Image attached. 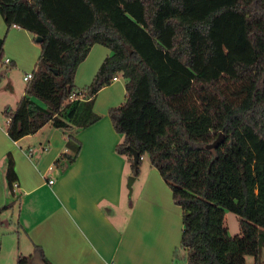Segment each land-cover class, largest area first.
Segmentation results:
<instances>
[{"label":"trees","instance_id":"trees-1","mask_svg":"<svg viewBox=\"0 0 264 264\" xmlns=\"http://www.w3.org/2000/svg\"><path fill=\"white\" fill-rule=\"evenodd\" d=\"M0 15L8 31L43 39L25 95L4 110L11 140L47 125L69 132L72 154L56 164H73L82 143L72 132L101 119L96 97L121 76L125 101L109 111L124 137L116 153L135 177L148 156L170 187L186 264H247L246 255L263 264L264 0H0ZM95 45L111 55L79 90L77 70ZM4 46L0 38V62ZM221 133L222 145L208 149ZM9 208H0V224ZM227 212L240 219L238 237L228 234ZM17 264L38 263L20 256Z\"/></svg>","mask_w":264,"mask_h":264},{"label":"crops","instance_id":"crops-1","mask_svg":"<svg viewBox=\"0 0 264 264\" xmlns=\"http://www.w3.org/2000/svg\"><path fill=\"white\" fill-rule=\"evenodd\" d=\"M0 38H5V60L26 83L17 88L11 79L7 85L19 101L27 86L24 77L34 72L41 48L28 31L16 26L8 31L1 15ZM110 55L105 46L92 48L77 70L79 90L91 84ZM123 80L119 76L98 93L94 111L101 119L72 132L82 149L70 165L65 160L56 164L63 154H72L69 132L47 125L13 141L0 115V208L8 205L4 213L18 220L15 246H32L28 256H35L40 247L52 264H174V252L181 246L182 209L157 169L149 163L135 177L128 159L115 150L123 137L115 131L109 111L125 101ZM130 178L134 197L127 194Z\"/></svg>","mask_w":264,"mask_h":264},{"label":"rangeland","instance_id":"rangeland-1","mask_svg":"<svg viewBox=\"0 0 264 264\" xmlns=\"http://www.w3.org/2000/svg\"><path fill=\"white\" fill-rule=\"evenodd\" d=\"M4 60L5 57H3V61L0 62V115L2 117L3 125L6 126L7 118L4 115V110L6 107L15 108L18 102V99L15 98V95L10 94L7 85H9V81L11 79L14 80L17 88H21L23 86L25 87L26 83L22 81V78L20 80V73H18L17 71L15 72L14 68L5 65ZM10 71H12V75L9 77V79H6L5 75L7 76L8 74H10ZM122 82L124 83L125 80H123ZM47 130L49 129H45V131H43L44 134H47ZM44 152H48V150ZM149 163L150 162L148 156H144L142 158V166L145 167ZM52 166L53 170H56L55 165L53 164ZM135 191L136 188L131 187L130 189L127 182V194L129 195V197H134L135 194L133 192ZM122 215L126 216V213H122ZM1 220L4 225L3 223L0 224V240L4 241L5 246H2L0 264H16V257H18L19 255H30L32 253V246H15L17 245V237L15 235V231L17 230L18 220L12 218V213H4ZM225 227L227 228L229 236L238 237L240 235L239 217L232 212H227L225 216ZM9 240H11L12 246L10 245V243H8ZM176 252L178 255L177 261H179L180 264H186V253L181 249V247L176 248L174 255ZM246 262L247 264H255V258L252 255H246Z\"/></svg>","mask_w":264,"mask_h":264},{"label":"water","instance_id":"water-1","mask_svg":"<svg viewBox=\"0 0 264 264\" xmlns=\"http://www.w3.org/2000/svg\"><path fill=\"white\" fill-rule=\"evenodd\" d=\"M36 41H37V43H42L43 39L41 37H37ZM224 141H225L224 135L220 134L219 137L215 140V142L213 144L208 145L207 148L208 149H216V148L220 147ZM133 156H134V163L137 165L139 163V160H140V155L138 152L134 151ZM133 181H134V178H130V181H129V188L130 189H131V184ZM33 260L36 261L38 264H43L38 254H35V256H33Z\"/></svg>","mask_w":264,"mask_h":264},{"label":"built area","instance_id":"built-area-1","mask_svg":"<svg viewBox=\"0 0 264 264\" xmlns=\"http://www.w3.org/2000/svg\"><path fill=\"white\" fill-rule=\"evenodd\" d=\"M4 63L6 64V65H10L11 64V62H10V60L9 59H6V60H4ZM32 79V74H28V75H26L25 77H24V80L26 81V82H28V81H30ZM118 80V77H115L114 79H113V82H116ZM79 95L81 94V93H78ZM82 96V95H81ZM78 99V95H77V93H73L71 96H70V100L71 101H75V100H77ZM9 122V120H7V123ZM32 154H33V149H31L30 151H29V155L30 156H32ZM49 184L51 185V184H53V181H49ZM15 187L17 188V185H15ZM263 256H264V251H263ZM263 264H264V260H263Z\"/></svg>","mask_w":264,"mask_h":264}]
</instances>
